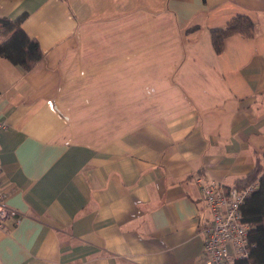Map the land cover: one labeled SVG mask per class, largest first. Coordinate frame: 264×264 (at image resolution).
Instances as JSON below:
<instances>
[{"label": "crops", "instance_id": "crops-1", "mask_svg": "<svg viewBox=\"0 0 264 264\" xmlns=\"http://www.w3.org/2000/svg\"><path fill=\"white\" fill-rule=\"evenodd\" d=\"M44 59L0 57V264H208L194 176L264 153V0H0ZM246 16L216 54L210 30Z\"/></svg>", "mask_w": 264, "mask_h": 264}, {"label": "trees", "instance_id": "trees-1", "mask_svg": "<svg viewBox=\"0 0 264 264\" xmlns=\"http://www.w3.org/2000/svg\"><path fill=\"white\" fill-rule=\"evenodd\" d=\"M26 17H0V57L30 72L45 55L38 40L29 37L23 29ZM210 34L215 53L221 54L225 41L232 36L253 39L256 26L250 18L236 16L224 27L211 29ZM251 185H256V188L245 200L242 215L243 222L250 225L248 236L253 247L244 264H264V153H258L252 170L246 176L236 179L232 186L244 190Z\"/></svg>", "mask_w": 264, "mask_h": 264}, {"label": "built area", "instance_id": "built-area-1", "mask_svg": "<svg viewBox=\"0 0 264 264\" xmlns=\"http://www.w3.org/2000/svg\"><path fill=\"white\" fill-rule=\"evenodd\" d=\"M6 129L0 124V134ZM0 164V229L8 219L17 215L16 210L6 205V191L1 182ZM202 200L211 220L206 231L203 254L208 264H244L250 257L253 245L249 242L250 225L243 222L242 206L256 188L251 185L244 190L207 180L201 174L194 176Z\"/></svg>", "mask_w": 264, "mask_h": 264}]
</instances>
